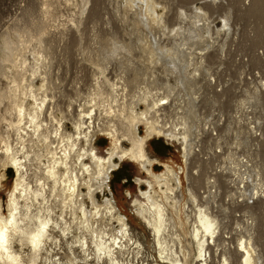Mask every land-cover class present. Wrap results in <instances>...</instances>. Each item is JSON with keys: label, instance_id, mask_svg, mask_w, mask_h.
<instances>
[{"label": "bare ground", "instance_id": "obj_1", "mask_svg": "<svg viewBox=\"0 0 264 264\" xmlns=\"http://www.w3.org/2000/svg\"><path fill=\"white\" fill-rule=\"evenodd\" d=\"M85 1L84 8L91 3V0ZM122 1L125 3V11L132 12L135 17L131 36L137 38L138 46L116 41L112 45L105 44L100 47V60L103 63L106 61V65L110 61H117L122 68V74L120 80L111 83L110 91L98 87L84 105L87 111L82 109L80 119H72L76 134H67L63 120L55 115L60 110L54 107L56 96L48 93L51 80L47 73L37 76L42 82L40 87L25 78H12L10 95L0 93V118L3 117L1 106L8 100L11 106L6 113L16 119V122L12 119L9 126L19 138L18 148H14L13 143L8 140L4 144V150L0 152V193L6 180V170L12 169L16 175L6 215L0 205V264H125L126 256L139 257L144 249L143 245L135 240L114 197L106 198L104 203L96 198L99 190L105 192L108 187L113 171L119 166L117 159L120 162L127 159L136 162L148 177L144 183L148 190H140L141 200H135L134 206L137 217L152 231L164 263L192 264V248L195 246L196 261L209 264L208 253L211 245L216 242L225 224L221 225L223 221H219L211 207L203 208L202 202L201 205L195 204L196 220L190 231L187 220L185 222L183 218L182 201L185 193L179 173L168 164H164L163 173H154V166L160 162L149 156L147 145L149 141L162 136L177 141L184 140L182 162L185 168L182 166L180 170L185 173L192 159L191 154L200 148L199 142H202L198 141L199 137L193 143L189 144L188 141L189 136L196 134L194 131H197L199 123H202L203 128L200 127V130L203 135H218L224 119L219 113L213 112V104L211 107L205 104L204 108L209 109V117H205L207 121L204 124L203 116H194L188 119L191 121L189 123L184 119L185 112H190L187 104H191L193 100L199 103L195 90L204 89L208 98L211 92H219L217 89L221 85L216 86L217 73L213 74L212 67L206 66L205 57L202 55L206 47L211 46L214 41L209 42V39L208 42H203L206 36H203L201 30L204 31L207 24L203 14H188L181 10V21L175 28L168 26L165 14L167 7H161L157 0ZM43 5L45 14H49L47 1ZM193 23L201 30H196ZM224 23L230 29L228 19ZM45 35L46 31H40L38 35L31 33L30 37L20 34L18 39L7 35L1 63L13 75V67L26 71L27 62L23 58L20 62V58L28 49L30 39L39 41L35 59L44 64L51 55L45 46ZM198 58L201 64L193 63ZM12 63L13 67L10 66ZM193 67L195 69L191 72ZM160 68L167 77L162 83L157 76ZM129 72H134L136 80L129 82L126 78ZM7 75L5 77L8 79ZM200 76L202 83H196ZM170 77H176L179 84L171 85ZM104 79L109 82L105 75ZM224 91L226 90L222 86V92ZM174 93L189 96L191 102L187 103L183 97L179 102L172 100L171 95ZM116 94H123L124 98L119 99ZM122 99L123 103L120 104ZM127 99L130 100L129 103ZM209 99L211 102L214 100ZM30 102L33 104L30 105ZM250 102L254 106L258 105L256 100ZM99 104H104L109 113L117 112L116 117L124 122L126 128L125 136H121L115 125L104 126L100 130L111 140L107 157L99 156L94 146V138L99 132H95L94 114ZM143 105L145 110L141 111ZM197 105L192 103L194 109ZM73 108L74 103H71L68 114L71 117L74 115ZM199 113L195 111V115ZM170 115H177L183 123L173 126ZM47 117L50 124L47 123ZM217 117L222 120H216ZM3 121L8 122V119L3 117ZM141 126L146 128L143 137L140 134ZM121 137H126L131 143L130 149L122 146ZM236 137H239L237 132ZM40 144L46 146L47 164L41 160L43 155ZM230 160L226 170L236 177V180L231 181L232 184L244 189L245 193H242L248 201H254L258 187H263L260 172L246 158L241 159V165L233 158ZM215 179H209L208 183L213 185ZM238 180L241 181L240 184L237 183ZM138 183L141 188L143 181L139 180ZM87 201H90L91 207ZM263 206L264 204L261 205L262 208ZM168 207L174 212L172 217ZM189 217L187 218L190 219ZM115 224H118V230ZM188 238H191L192 243ZM254 244L252 236L243 238L240 243L244 264H261L263 256L261 257ZM220 264L230 262L225 258Z\"/></svg>", "mask_w": 264, "mask_h": 264}, {"label": "rangeland", "instance_id": "obj_2", "mask_svg": "<svg viewBox=\"0 0 264 264\" xmlns=\"http://www.w3.org/2000/svg\"><path fill=\"white\" fill-rule=\"evenodd\" d=\"M44 1L48 3L49 14H45L43 10ZM85 2V0H0V93L10 95L12 78L18 80L25 78L29 82L33 81L36 87H40L42 82L37 76H44L47 73V77L51 80L48 93L56 96L54 107L60 110L56 111L55 115L63 120L64 131L71 135L76 134L72 119H80L82 109L87 111L84 105L90 96L96 93L98 87L110 91L111 83L120 80L122 74V68L117 61H110L109 65H106V61L103 63L100 60V47L105 44L112 45L116 41L138 46L137 38L131 36L135 17L132 12L125 11V3L122 0H91V3L84 8ZM157 3L161 7H167L165 14L168 26L175 28L181 21V10H185L188 14L194 12L204 15L207 23L205 32L196 23L193 24L196 30H201L203 36H206L203 42H208L209 39V42L214 41L211 46L206 47L205 51L203 50L204 53L203 51L201 53L205 57L206 66L212 67L213 74L217 73L216 86L221 85L217 89L218 94L210 93L209 98L214 99L212 102L201 88L198 91L195 90L199 103L194 100L191 102L189 96H179L177 93L171 95V99L179 102L183 97L187 103L191 102L187 104L190 108L188 113L191 115L189 116L187 111L184 115L187 123L191 122L188 119L194 116L197 118L203 116V124L207 121L205 117H209V109L204 108L205 104L206 106L213 104L215 106L213 112L222 115L224 121L221 122L218 135L212 136L208 133L203 135L200 130L201 122L197 131H194L196 134L191 133L193 136H189V144L195 142L197 137L200 138L198 141L202 142H199V150L191 154L192 159L185 173L180 170L184 166L182 162L184 140L177 141L171 137L162 136L149 141L147 145L149 156L160 162L154 166L153 171L161 174L165 171L164 164H168L179 173L185 193L182 201L185 214L183 218L185 222L187 220L186 224L190 231L193 229L192 223L196 220L194 218L195 204L201 205L202 202L203 208L211 207L213 214L219 221H223L221 225L225 224L211 247L209 264H220L225 258L230 264H244L240 243L243 238H249V236L253 237L255 248L261 257L263 256L261 264H264V206L261 207L264 204V0H157ZM159 10L162 11L161 8ZM227 19L230 29L225 27L224 21ZM40 31H46L45 46L51 54L47 57L46 64L39 63L35 59L39 41L29 39L28 49L20 58V62L22 58L27 62L26 71L14 68L12 63L10 66L13 67V75L12 71L1 63L6 36L18 39L20 34L30 37L31 33L38 35ZM106 54L108 55V52ZM193 63L201 64L199 58L194 59ZM194 69L193 67L191 72ZM162 72V68L158 69L157 76L161 83L167 79ZM202 74L201 71L200 75ZM104 75L109 82H106ZM134 75V72L128 73L126 78L129 82L136 80ZM201 80L200 76L196 79V83H202ZM170 82L174 86L179 84L176 77H170ZM222 86L226 90L224 93ZM117 97L124 98L123 94ZM251 100H256L258 105L254 106ZM127 102L129 103L130 100L127 99ZM71 103H74L73 117L68 115ZM122 103L123 99L120 104ZM192 103L194 106L198 104L196 109ZM10 106L11 103L8 100H5L1 106V115L6 117L8 122L3 121V117L0 118V152L4 150V144L8 140L13 143L14 148H18L19 144L17 133L9 126L12 119L16 122L15 117L6 113ZM144 110L143 105L141 111ZM195 111L200 113L195 115ZM116 113H109L104 104H99L95 109V132H99L94 138V146L101 157H107L111 147L108 135L100 131L104 126L115 125L121 132V136H125V124L116 117ZM217 119L222 120L219 117ZM170 121L173 126L183 123L177 115H170ZM87 122L90 123L91 120ZM47 123H51L48 117ZM230 123L231 127H229ZM50 129L52 130L53 127ZM145 130L144 126L140 127L142 137L145 135ZM52 132L54 133L53 130ZM236 132L239 134L238 138ZM121 140L124 148H131V143L126 137H121ZM39 147L43 155L41 160L47 164L46 146L40 144ZM230 158L238 164L242 162L241 159L246 158L249 164L260 172L263 187H258L254 201H248L243 196L244 189H239L240 186L232 184L231 181L236 180V177L226 170V166L229 167L231 162ZM116 163L119 166L113 171L108 187L105 192L99 190L96 198L100 203H104L106 198L114 197L128 221L135 240L143 245L142 254L137 258H133L132 255L126 256L125 264H165L158 253L152 231L137 217V209L134 206L135 200H141L140 190H148L147 185L144 184L148 177L141 166L134 161L127 159L120 162L117 159ZM5 175L6 180L0 193V205L6 215L16 175L12 169L6 170ZM214 178L216 182L213 185L208 183L209 179ZM139 180L143 181L141 188ZM237 183L240 184L241 181L238 180ZM84 192L87 193V190ZM178 192L180 194V189ZM87 203L91 207L90 201ZM168 209L172 217L173 211L170 207ZM114 226L117 230L119 229L118 224ZM187 240L192 243L191 238ZM71 242L72 240L69 241ZM184 245H186L185 242ZM192 249V264H201L196 261V247Z\"/></svg>", "mask_w": 264, "mask_h": 264}, {"label": "built area", "instance_id": "obj_3", "mask_svg": "<svg viewBox=\"0 0 264 264\" xmlns=\"http://www.w3.org/2000/svg\"><path fill=\"white\" fill-rule=\"evenodd\" d=\"M213 246V244L211 245V247ZM212 249V248H211ZM211 251H209V253H208V263H209V260H210V258H209V255L211 256V253H210Z\"/></svg>", "mask_w": 264, "mask_h": 264}]
</instances>
